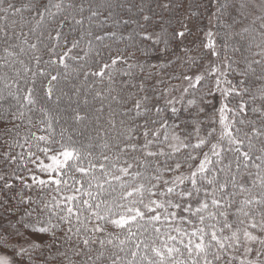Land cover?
Listing matches in <instances>:
<instances>
[{"label": "snow or ice", "instance_id": "snow-or-ice-1", "mask_svg": "<svg viewBox=\"0 0 264 264\" xmlns=\"http://www.w3.org/2000/svg\"><path fill=\"white\" fill-rule=\"evenodd\" d=\"M202 6L209 5L157 0V15L143 0L138 5L122 0H30L20 7L0 0V108L9 98L18 106L13 111L9 105L0 120H22L21 100L35 105L38 89L57 106L66 99L69 119L75 122L90 118L80 112L95 88L90 80L103 84L107 79L108 87L95 91L92 99L109 101L107 113L103 103L95 109L94 135L87 144L66 136L65 128L57 137L53 122L60 117L43 107L47 119L39 131L45 134L30 131L21 142L18 124L5 128L6 133L16 131V139L5 141L9 151L3 153V162L5 168L13 163L17 167L11 174L0 170V264H264V0H224L216 8L221 17L234 13L232 23H223V47L225 53L229 47L241 53L245 67L239 74L245 79L239 87L227 79L235 60L225 55L226 70L211 64L210 70L200 72L204 57L190 54L193 49L186 41L194 33L187 22L198 16L191 9ZM133 7L141 19L123 20L120 10ZM26 10L33 13L29 19L23 16ZM165 11L172 16L166 18ZM250 16L251 24L236 31ZM109 20L113 28L136 25L127 36L130 43L115 49L117 55L112 54L113 44L125 37L105 30ZM149 27L159 31L150 32ZM94 29L103 35H94ZM205 36L202 47L218 57L215 34L209 30ZM137 37L141 45L151 42L150 48L139 49L145 63L118 68V63H127L123 52ZM229 37L234 38L231 44ZM105 55L110 62H104ZM178 62L187 65L186 72L170 79L187 82L181 102L190 89L194 97L184 106L188 118L181 123L192 126L184 136L177 131L181 123H176L181 109L175 97L166 99L180 86L160 87L165 84L161 72ZM136 67L141 73L149 71L137 79L131 71ZM157 68L161 72L151 71ZM250 75L262 83L245 100ZM117 77L119 86L113 87ZM209 77L215 78L214 86L196 99ZM234 99L239 103L230 106ZM72 103L77 107L71 108ZM167 112L171 115L165 117ZM201 115L219 128L209 126L202 134ZM12 147H26L27 152L12 155ZM14 180L20 185L15 192ZM109 225L116 231H108Z\"/></svg>", "mask_w": 264, "mask_h": 264}, {"label": "trees", "instance_id": "trees-1", "mask_svg": "<svg viewBox=\"0 0 264 264\" xmlns=\"http://www.w3.org/2000/svg\"><path fill=\"white\" fill-rule=\"evenodd\" d=\"M13 3H15V5L17 7H20L26 3H29L30 0H12ZM40 2L42 3H47V0H40ZM53 3L57 2V0H52ZM67 2V0H66ZM77 3H79V0H76ZM123 3L125 4H140L141 0H122ZM160 3H164L166 2V0H159ZM191 0H186V5L187 3H190ZM198 3L202 4V5H209L207 8L205 7H200L199 9L193 7L191 9V11L193 12H197L198 16H194L191 18L190 21H188V27H189V23L194 24L195 22H208V20L210 19V23L213 24L214 26H217L220 29V33L218 34V37L216 39V43H217V51L220 53V55L218 57H215L216 59H218V63H216V65L220 66V69L222 71L226 70V65L227 62L225 61V55L228 56L229 60H235L236 63L232 65V69L228 70V75H227V79L230 80L232 82V84L237 85L239 87L238 82L242 79H245V77H242L239 72L242 71L245 67V64L243 62V58L241 56L240 52H236V53H232L231 52V48L229 47L227 53H225L224 50V43H225V32L226 29L223 27V23H232L231 20V15H234V13H230L226 12L222 17L216 15V8L219 7L218 4H220V2L224 3V0H197ZM212 2H215V6H210ZM254 3L258 4V0H253ZM143 3L147 8H151L154 12L157 13V15H159L161 13V9L156 7L157 4V0H143ZM221 3V4H222ZM52 11L54 12L55 9L53 8ZM181 11L183 12L184 9H181ZM146 14H151V13H146ZM33 15L32 12L30 11H24L23 16L25 19H29L31 16ZM84 15H88L87 12L84 13ZM120 17L123 18V20H128V21H132V20H138L141 19V15L140 13L137 11L136 7H133L131 9V11H128L127 9H123L120 10L119 13ZM163 15L168 18L170 16H172L171 13L165 11L163 12ZM254 15H259L256 13V11L254 12ZM17 19H19V17H16ZM154 19H156V17H154ZM253 17L250 16L247 20H243L240 24H237L235 26V30L239 31L240 28L248 26L251 24ZM142 22V21H141ZM34 23V22H33ZM173 24L175 27H179V25L175 24V20H173ZM45 26L46 27H51L52 25L48 24L47 22H45ZM257 27H258V23H257ZM134 29H136V25L133 23H129L127 25V27H125L124 25H120L117 28H113L112 27V21L109 20L107 22V24L105 25V30L106 31H116L118 34L122 33L125 37V39L123 41L119 40V37H117V42L115 44H113V41L111 40H105L104 43L106 44H113V55H117L119 53H117L115 51L116 48H125L126 45H128L130 42L127 40V36L130 32H132ZM25 32L28 31V28L25 27L24 29ZM94 35H103V32H101L99 29H94ZM149 31H159V28H152L149 27ZM194 36H189L187 38L186 43L189 44V47H191L193 50L190 53L192 56L194 57H201L203 56L204 59L199 61L200 63V68L199 71L201 72L203 67H204V62L207 61L208 55L210 53L207 52L206 49H204L202 47V43L206 42V36L205 34L202 32H200L199 34H195V31H193ZM201 35L203 37H201ZM71 39V37H70ZM87 37L82 41L81 43V48H84L86 46L87 43ZM139 37L136 38V44L131 46V47H127V50L125 52H123V55L127 58V63H118L117 67L120 69H127V64H142L145 63L146 61V57L143 55V52L141 50H139L140 48H144V47H151V42H145V44L141 45L139 44ZM234 38L229 37L228 41L229 44H231L233 42ZM195 41V43L193 44L192 42ZM32 42L31 38L30 41ZM95 43V41H93ZM162 47V45H161ZM79 50H74L73 54H76V52ZM107 51V50H106ZM254 53L256 51H258L257 49L253 48L252 50ZM80 54L82 55L83 53L80 52ZM0 55H3L2 52H0ZM44 58L48 59V54L45 52L44 53ZM255 59H260V57L257 55L254 57ZM209 61V60H208ZM104 62H110L107 59V55H105L104 58ZM148 62L151 64H156L157 60L155 59H148ZM68 63L72 66V67H76V64L73 61H68ZM187 69V65L181 66V64L178 62L176 63L174 66L170 65L167 69L164 70V72H161L160 69H151V71L154 72H161V76L165 81V84L161 85L160 87H169L171 85H179L180 87L175 90L172 91L169 95L166 96V99H171L173 97H175L177 103H176V107L178 109H181L180 112V120L176 121V123H181L182 121L187 120L188 118V113L184 111V106L187 104V100L192 99V91L190 90L188 95H185L183 98V102H181V92L183 91V87H185L186 81H183L182 79H170L171 76H180L181 73L186 72ZM95 70H98V67H96ZM134 74L135 77H137V79L142 76V75H146L147 72L149 71V69H145L144 73H141L140 68L136 67L133 68L131 70ZM189 75H194L196 74L195 72H189L187 73ZM259 74V73H257ZM160 78V77H157ZM126 79V78H125ZM249 81V84L245 85L250 87V91L249 93L245 94L243 96V99L247 100L253 93V91L256 89V87H258L262 82L259 80H256L255 77H252L251 75L247 78ZM80 80H83V75H81ZM119 81H120V77L116 78V84L113 85V87H118L119 86ZM73 83H78V81H73ZM90 84L94 83L95 84V88L92 91V93H90L88 95V100H89V105L85 106L81 103L80 105V112L81 115H83L85 112H88L90 115V118L86 121L83 122H75L71 119H69V117H71L72 112L69 109V105L66 99H62L59 106L51 103L50 101H47L44 96H43V91L38 89V92L36 94V99H37V103L35 105H27L25 101L21 100V104H24L25 107H23L22 109H20L21 111L24 112V118L22 120H16L14 122H10V118L9 121H4V120H0V170L3 171H7L9 174L12 173L13 170L16 169L17 165L15 163L11 164L10 166H8L7 168H5L4 162H3V153L6 151H9V146L8 143H5V141H8L9 143H12V141H14L16 139V131L19 132V136L21 138V142H23L22 138L28 134L30 131L31 132H36L37 135H43L45 133L39 131V129L41 127H43L41 121L47 119V117L45 116L44 113H42L40 111V109L43 108H47L50 112L51 115L53 116H58L60 117L58 122H53V128L56 131L57 137L59 135V132L61 130V128H65L67 129L65 135H71L73 140L77 141L78 144L79 143H84L87 144L89 143V136L90 135H94V133L92 132V127L95 123L94 121V116L96 115L95 109H98L101 105V103H103L105 105V113H107V104L109 103V101L107 99L101 101L99 98H97L96 100H93L92 97L95 94V91H104V89H106L108 87V81L105 78L103 84H101V82L97 79L96 81H89ZM203 83V87L200 88V90L198 92H196L195 98L199 99V96L205 92L210 90L214 84H215V78L214 77H209L207 78ZM67 90V89H66ZM157 91H159V89H157ZM151 94V93H149ZM106 95V93H105ZM113 95H115V93H113ZM219 94H217L218 96ZM81 99H83V97H81ZM231 99V98H230ZM161 104L164 103V100L160 101ZM239 103V99H234L232 100V103L230 106H235L236 104ZM257 103H259V101H257ZM9 105L13 106V111L16 110V108L18 107L16 105V101L9 98L7 101L3 102V108H0V112H2L4 109H6ZM130 106V105H129ZM218 106V105H217ZM77 107V105L75 103H72L71 108H75ZM29 109H31L29 111ZM192 111H195V108L191 109ZM209 112H211V109H209ZM165 117L171 115L170 112H167L164 114ZM155 119V117H153ZM29 119L31 120V123L29 124ZM218 119V116H217ZM201 120H204L205 123L202 125V134H206L207 129L209 126H215L217 127V129L219 128L218 124L216 125H210L209 121L207 120L206 117H204L203 115H201ZM140 123H142V121H139ZM173 121H169V123H172ZM101 123H103V121H101ZM14 124H18L19 128L16 129V131H13L12 133H6L5 132V128H12ZM81 125H84V127H81ZM155 127H158V125H156ZM180 135H186L187 133L192 132V126L189 125L187 128L184 127V125L181 123V129L177 130ZM163 135V132H162ZM192 142H195L194 139ZM35 150V149H33ZM155 150V149H153ZM205 151H207V149H204ZM21 151H24L25 153L27 152V148L25 147L24 149H21L19 147H12L11 148V153L12 155H15ZM99 149H96V154H98ZM186 154V153H185ZM29 168H33L34 166L31 164H28ZM23 174V173H22ZM30 182V181H29ZM13 183L16 185V188L14 189V192L19 190L20 185L18 181H13ZM25 194H27V190H25ZM33 196H35V193H33ZM13 204L15 202H12ZM3 212V209H0V213ZM18 219V216L14 215L13 216V220ZM230 219H232V217L230 216ZM3 222V221H0ZM108 231H116V229H114L111 225L108 226ZM62 233L58 232V235H61ZM13 242H16V238H14ZM21 243H23V241H20Z\"/></svg>", "mask_w": 264, "mask_h": 264}, {"label": "rangeland", "instance_id": "rangeland-1", "mask_svg": "<svg viewBox=\"0 0 264 264\" xmlns=\"http://www.w3.org/2000/svg\"><path fill=\"white\" fill-rule=\"evenodd\" d=\"M221 3L222 2H220V4ZM258 3H260V0H258ZM256 13L260 15L259 11H256ZM189 27L192 29V31H195V34H199L202 31L205 34V33H207L210 30V31H212L215 34V37L217 38L218 34L220 33V29L217 26H214L213 24L210 23V19L208 20V22H205V23H203V22H195L194 24H192V23L190 24L189 23ZM201 37H203V36L201 35ZM218 61H219L218 59H216L215 57H213V56H211L209 54L208 58H207V61L204 62V67H203L201 72H205V71L210 70V65L211 64H216V63H218ZM186 86H187V82L185 84V87ZM190 90H189V92H190ZM193 98L194 97L192 96V99ZM81 127H84V125H81ZM181 136H184V135H181Z\"/></svg>", "mask_w": 264, "mask_h": 264}]
</instances>
